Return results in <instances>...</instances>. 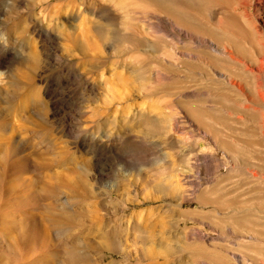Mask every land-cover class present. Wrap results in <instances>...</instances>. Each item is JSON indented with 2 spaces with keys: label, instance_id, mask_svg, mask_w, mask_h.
I'll use <instances>...</instances> for the list:
<instances>
[{
  "label": "rangeland",
  "instance_id": "obj_1",
  "mask_svg": "<svg viewBox=\"0 0 264 264\" xmlns=\"http://www.w3.org/2000/svg\"><path fill=\"white\" fill-rule=\"evenodd\" d=\"M149 1L0 0V264H264V0Z\"/></svg>",
  "mask_w": 264,
  "mask_h": 264
},
{
  "label": "bare ground",
  "instance_id": "obj_2",
  "mask_svg": "<svg viewBox=\"0 0 264 264\" xmlns=\"http://www.w3.org/2000/svg\"><path fill=\"white\" fill-rule=\"evenodd\" d=\"M149 1V0H148ZM200 1V0H199ZM202 1V0H201ZM205 2V0H203ZM203 1L199 2L203 5ZM207 1V0H206ZM151 2V1H149ZM153 4H155L157 7L161 8V10L165 11L166 13H169L170 15L174 16V18L176 17V22L180 19V21L184 22V18H183V14L186 11H182L183 9H180L179 7H181V5H179V7L177 6L178 4H183V0H153ZM188 3V2H187ZM152 4V3H151ZM191 5V4H190ZM183 8V7H182ZM185 8V7H184ZM195 8V7H192ZM186 10V9H185ZM190 12V11H189ZM188 13V11L186 12V14ZM185 14V15H186ZM189 14V13H188ZM190 15L191 12H190ZM193 16V15H192ZM195 16V15H194ZM171 17V16H170ZM190 18V16H186V19ZM173 18V19H174ZM194 19H197L196 17H193ZM199 20V19H198ZM178 21V22H180ZM187 21V20H186ZM190 21V19L188 20ZM192 21V20H191ZM194 21V20H193ZM182 22V23H183ZM187 23V22H185ZM184 23V24H185ZM196 23V20H195ZM181 24V23H180ZM188 24V23H187ZM186 24V25H187ZM192 24L194 25V22H192ZM203 23H200V25ZM193 25L191 27H193ZM196 25V24H195ZM199 25V24H198ZM199 25V27H201ZM185 26V25H184ZM190 27V25H187L186 27ZM207 26V25H205ZM204 26V27H205ZM185 27V28H186ZM194 28V27H193ZM195 28H197V26H195ZM207 28V27H205ZM210 28V27H209ZM191 28H189L190 30ZM198 29V28H197ZM220 29V28H219ZM200 30V29H199ZM201 30H204L201 28ZM200 30V32H201ZM208 30V29H207ZM214 30V29H212ZM196 31V30H194ZM205 31V30H204ZM211 31V30H210ZM223 30L221 29L220 32H222ZM203 32V31H202ZM214 32V31H213ZM207 33V32H206ZM211 32L207 33L210 34ZM222 33H225V31H223ZM219 33V34H222ZM213 35H215V33H213ZM228 35V34H227ZM211 36V35H210ZM224 36V35H223ZM222 36V37H223ZM226 36V35H225ZM224 36V37H225ZM229 36V35H228ZM231 37V36H229ZM218 38V36H217ZM226 38V37H225ZM228 38V37H227ZM123 39V38H122ZM135 40V39H134ZM215 40V39H214ZM224 39H222L223 41ZM133 41V40H132ZM220 42V41H219ZM132 43V42H131ZM222 54V53H221ZM222 56V55H221ZM208 58V57H207ZM210 58V57H209ZM210 60V59H209ZM215 60V59H214ZM211 61V60H210ZM220 61V59H219ZM212 62V61H211ZM217 63V61H216ZM221 64V62H220ZM1 65V64H0ZM223 65V64H222ZM221 65V66H222ZM229 65V64H228ZM242 77V76H241ZM227 94V93H226ZM236 97V96H235ZM22 101V100H21ZM187 108L190 112L194 113L195 116L200 117L201 116V109H197L196 107H194L193 105L190 104H186ZM237 105H231V110L234 111L236 109ZM206 112V111H205ZM204 111H202V113H205ZM208 113V112H207ZM240 113V112H239ZM218 114V113H217ZM204 115V114H203ZM210 115V114H209ZM242 115V114H241ZM213 116V114L211 115ZM214 117V116H213ZM3 136V135H2ZM7 138V137H6ZM5 140V137H4ZM10 141V140H9ZM241 143V145L244 148H249L251 149L255 144H259L260 142L257 141L256 139H240L236 138L234 143H231V151L232 153L235 154V156L239 157V162L241 163L242 166H247V165H251V167L253 166V164L249 163V157H248V153L250 154V151L247 150H243L238 143ZM253 149V148H252ZM254 153L252 152L251 155H253ZM260 155V154H259ZM253 156H256L255 154ZM235 160V159H234ZM236 166V165H235ZM255 166V165H254ZM258 166V164H257ZM248 167V166H247ZM235 168V167H234ZM233 169V168H232ZM231 169V170H232ZM250 169V168H249ZM248 169V170H249ZM263 169V168H262ZM243 171V167H239L238 166V173H242ZM260 171V170H259ZM257 172V171H256ZM258 173V172H257ZM255 174V173H254ZM261 181V180H260ZM248 182V181H247ZM246 183V182H245ZM251 191V195L249 198H245V199H240L238 197H233L231 198V223L235 226H238L240 228H250L252 229V226H264V224H262V222L259 220V217L256 216L255 212L257 210H263L264 209V179L259 183V184H254L251 186L250 188ZM247 196V195H246ZM21 199V198H20ZM233 208H235V211H233ZM233 228V227H232ZM236 234V233H234ZM254 236V235H253ZM238 239V238H237ZM239 241V240H238ZM264 247V246H263ZM35 262H37L38 260V256L35 258H33Z\"/></svg>",
  "mask_w": 264,
  "mask_h": 264
}]
</instances>
